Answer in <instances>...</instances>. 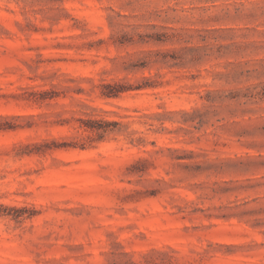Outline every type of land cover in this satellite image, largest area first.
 <instances>
[{
	"label": "rangeland",
	"instance_id": "obj_1",
	"mask_svg": "<svg viewBox=\"0 0 264 264\" xmlns=\"http://www.w3.org/2000/svg\"><path fill=\"white\" fill-rule=\"evenodd\" d=\"M0 264H264V0H0Z\"/></svg>",
	"mask_w": 264,
	"mask_h": 264
}]
</instances>
